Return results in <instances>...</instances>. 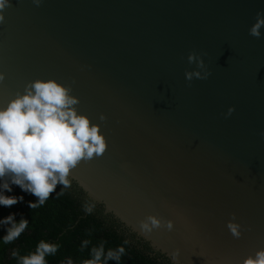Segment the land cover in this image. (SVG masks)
I'll use <instances>...</instances> for the list:
<instances>
[{
	"label": "water",
	"instance_id": "water-1",
	"mask_svg": "<svg viewBox=\"0 0 264 264\" xmlns=\"http://www.w3.org/2000/svg\"><path fill=\"white\" fill-rule=\"evenodd\" d=\"M257 13L264 0H10L0 108L38 79L71 86L78 114L108 143L72 170L85 196L172 264H243L264 249V28L249 34ZM193 51L207 53L206 80L185 77L200 70ZM233 213L239 239L227 228ZM149 215L173 230L144 233Z\"/></svg>",
	"mask_w": 264,
	"mask_h": 264
},
{
	"label": "clouds",
	"instance_id": "clouds-1",
	"mask_svg": "<svg viewBox=\"0 0 264 264\" xmlns=\"http://www.w3.org/2000/svg\"><path fill=\"white\" fill-rule=\"evenodd\" d=\"M39 6L42 0H33ZM10 7V0H0V24L5 22V10ZM264 28V13H257L256 22L250 28L249 34L261 37ZM207 53L195 51L188 55L189 64H196L200 70L186 71L185 77L191 82L194 78L206 80L211 75L203 56ZM6 74L0 72V82ZM74 83V82H73ZM71 86H65L55 79L36 80L29 82L23 95L17 93L16 98L8 103L7 107L0 108V205L11 207L23 201L24 197L6 196L4 191L11 192L12 185H18L23 191L31 193L38 201L29 202V207L35 209L45 204L52 196L58 185L63 189L58 193L62 195L65 189L71 188L73 178L72 170L82 161H91L95 157L106 153L108 143L101 132L99 124H92L87 115L78 114L76 105L80 103L78 97L70 95ZM235 111L229 108L227 115ZM99 119L106 121L107 117L101 114ZM8 177L9 179H5ZM96 203L85 202L84 210L91 214ZM236 214L227 223V228L234 238L242 236V225L235 222ZM0 224L11 225L7 228V235L3 241L9 244L17 240L28 228L27 219L15 221V213L0 221ZM166 227L173 230L172 220L163 221L156 215H149L140 221V228L144 233H151L154 229ZM90 240L82 241L81 249H85ZM123 244L115 249L105 251L104 243L90 250L91 258L85 259L81 264H107L110 260L117 262L126 254ZM61 245L41 240L35 252L20 256L13 251L12 256L17 258L18 264H48L46 257L54 256ZM180 249H176L171 259L177 261ZM64 264H77L68 258ZM243 264H264V249L256 252L255 257L249 256Z\"/></svg>",
	"mask_w": 264,
	"mask_h": 264
},
{
	"label": "trees",
	"instance_id": "trees-1",
	"mask_svg": "<svg viewBox=\"0 0 264 264\" xmlns=\"http://www.w3.org/2000/svg\"><path fill=\"white\" fill-rule=\"evenodd\" d=\"M11 187V192L4 191L3 194L9 197L23 196L24 199L11 207L0 205V221L15 213L17 223L23 218L28 220L29 225L17 240L5 244L3 238L11 225L0 224V264H18L12 252L18 251L20 256L30 255L41 240L61 245L54 256L46 257L48 264H64L68 258L81 264L83 260L91 258L92 247L104 243L107 252L109 248L122 245L124 240L130 241L124 245L126 254L120 262L110 260L107 264H172L165 256L155 253L149 243L139 240L136 234L111 215H106L102 206L96 205L93 213H87L84 204L92 202L73 181L71 188L65 189L62 195L58 193L63 185H58L45 204L35 209L29 207V202H37L36 196L23 191L18 185ZM86 239L91 243L81 249L82 241Z\"/></svg>",
	"mask_w": 264,
	"mask_h": 264
}]
</instances>
